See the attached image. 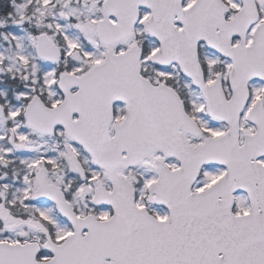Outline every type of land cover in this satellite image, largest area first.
<instances>
[{
	"label": "snow or ice",
	"instance_id": "1",
	"mask_svg": "<svg viewBox=\"0 0 264 264\" xmlns=\"http://www.w3.org/2000/svg\"><path fill=\"white\" fill-rule=\"evenodd\" d=\"M0 264H264V0H0Z\"/></svg>",
	"mask_w": 264,
	"mask_h": 264
}]
</instances>
